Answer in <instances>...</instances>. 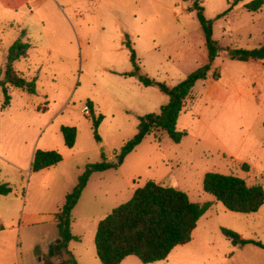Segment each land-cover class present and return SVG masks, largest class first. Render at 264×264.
Masks as SVG:
<instances>
[{"label":"rangeland","instance_id":"374dc122","mask_svg":"<svg viewBox=\"0 0 264 264\" xmlns=\"http://www.w3.org/2000/svg\"><path fill=\"white\" fill-rule=\"evenodd\" d=\"M232 1L199 0L217 44L210 60L196 13L188 9L192 0H0V78L11 44L21 39L29 43L27 56L12 65L36 84L33 94L8 86V105L0 89V182L12 189L0 195V264H72V253L78 264H101L94 245L98 221L147 180L212 204L190 241L165 259L142 263L129 256L121 264H264V201L255 212H233L202 188L209 171L264 187V58H229L231 50L264 47V3L251 11L253 0ZM126 42L138 72L168 87L205 63L209 69L178 116L176 129L186 132L180 142L155 129L120 159L116 154L138 118L169 100L128 75L135 68ZM86 100L103 115L100 144L90 115L81 112ZM61 125L76 128L70 148ZM36 149L58 150L62 160L32 172ZM102 153L117 167L90 176L71 211L70 231L79 240L68 243L70 253L52 258L49 246L60 240L55 214L85 165ZM221 227L263 246L233 243Z\"/></svg>","mask_w":264,"mask_h":264},{"label":"trees","instance_id":"16d2710c","mask_svg":"<svg viewBox=\"0 0 264 264\" xmlns=\"http://www.w3.org/2000/svg\"><path fill=\"white\" fill-rule=\"evenodd\" d=\"M241 0H233L232 5ZM264 0H253L247 8L251 11L258 10ZM229 6L218 17L226 14ZM189 10H194L204 34V40L208 49V57L211 60L216 55L217 44L212 37V25L203 14V7L199 0H192ZM129 48V58L134 70L128 75H135L144 86H156L169 95L166 104L160 106L157 113H148L138 118L136 132L128 138L116 158L122 159L131 152L143 139L155 129L165 131L169 138L178 143L186 134L185 131L176 129V122L180 112L186 106V99L195 82L203 79L209 69V63H205L184 79L172 87L141 75L135 62L136 56L133 48L126 42ZM29 43L21 39L15 40L7 55L3 76L0 78V89L3 95V105H8L10 95L7 87L12 86L29 94L36 92L34 79H26L13 68V62L27 56ZM264 49V47H262ZM229 58L247 61L249 51L235 49ZM259 58H264V55ZM218 73L213 74L217 79ZM90 109V120L92 136L97 143H101L98 127L103 115L96 112L92 102L86 100ZM65 146L72 147L76 138V128L70 125H61ZM62 160L58 150L36 149L30 163L32 172L53 166ZM242 166L246 167V164ZM117 163L109 161L102 153L100 161L87 163L78 176L76 185L64 196V200L55 214L56 227L58 229L59 242L51 244L48 249L49 256L57 251L67 250V244L71 240H79V237L71 234V211L76 205L82 190L86 186L90 175L110 168H116ZM202 188L205 192L213 195L214 199L221 202L223 206L233 212L251 213L259 209L264 201V187L261 185H247L243 179L232 174L218 172H205L202 179ZM12 192L6 182H0V195ZM212 202L191 201L183 190L165 185L154 180H147L143 185L137 187L132 196L125 202L115 206L111 211L97 223L94 245L95 253L101 264H119L126 256L133 255L142 263H150L165 259L169 252L177 245L190 241L192 231L195 229L198 219L210 208ZM222 234L233 243L236 240L241 244L253 243L263 246L255 240L239 239V235L225 227H221ZM52 264V263H50ZM72 264H76L72 258Z\"/></svg>","mask_w":264,"mask_h":264},{"label":"crops","instance_id":"0c3cea01","mask_svg":"<svg viewBox=\"0 0 264 264\" xmlns=\"http://www.w3.org/2000/svg\"><path fill=\"white\" fill-rule=\"evenodd\" d=\"M94 106V105H93ZM95 108V107H94ZM96 110V109H95ZM98 144H100V143H98ZM34 152V151H33ZM33 156V155H32ZM111 155H108L107 156V158L108 159H110L111 157H110ZM56 165V164H55ZM54 166V165H53ZM110 169H112V168H110ZM102 172V171H101ZM95 173V172H94ZM93 174V173H92ZM91 174V175H92ZM90 175V176H91ZM90 178V177H89ZM89 180V179H88ZM87 185V184H86ZM86 187V186H85ZM84 187V188H85ZM83 191V190H82ZM81 196V195H80ZM55 221H56V217H55ZM70 242V241H69ZM68 242V243H69ZM68 245V244H67ZM60 251H64V250H60ZM58 252V251H57ZM57 252L53 255V256H51L52 258H55V255L57 254ZM72 256H73V258H74V260L76 261V264H78V261H79V258H78V254H76V253H72ZM129 256H133V255H129ZM129 256H126L119 264H121L122 262H124V260H126Z\"/></svg>","mask_w":264,"mask_h":264},{"label":"water","instance_id":"95a60500","mask_svg":"<svg viewBox=\"0 0 264 264\" xmlns=\"http://www.w3.org/2000/svg\"><path fill=\"white\" fill-rule=\"evenodd\" d=\"M232 52H233V50L230 51V53H232ZM261 55H264V49L252 50L249 52L250 57H259Z\"/></svg>","mask_w":264,"mask_h":264},{"label":"built area","instance_id":"2783aa9c","mask_svg":"<svg viewBox=\"0 0 264 264\" xmlns=\"http://www.w3.org/2000/svg\"><path fill=\"white\" fill-rule=\"evenodd\" d=\"M81 112L86 115V116H89L90 115V109L88 107L87 104H85L82 108H81Z\"/></svg>","mask_w":264,"mask_h":264}]
</instances>
